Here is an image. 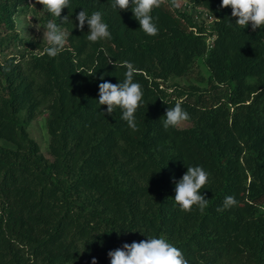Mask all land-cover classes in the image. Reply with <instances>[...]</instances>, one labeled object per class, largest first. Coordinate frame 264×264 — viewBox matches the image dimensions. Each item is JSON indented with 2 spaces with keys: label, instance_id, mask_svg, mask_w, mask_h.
Returning <instances> with one entry per match:
<instances>
[{
  "label": "trees",
  "instance_id": "16d2710c",
  "mask_svg": "<svg viewBox=\"0 0 264 264\" xmlns=\"http://www.w3.org/2000/svg\"><path fill=\"white\" fill-rule=\"evenodd\" d=\"M186 1L194 13L160 0L150 36L131 10L72 0L74 21L80 7L102 10L111 39L90 42L73 22L49 57L17 23L59 18L37 0H0V264H110V250L142 233L170 239L189 264H264V30L232 23L221 0ZM125 61L143 86L135 130L96 101ZM177 100L191 119L165 130ZM43 108L51 158L28 130ZM194 165L211 172L203 212L173 199L172 178ZM228 195L238 203L218 211Z\"/></svg>",
  "mask_w": 264,
  "mask_h": 264
},
{
  "label": "clouds",
  "instance_id": "9594fccd",
  "mask_svg": "<svg viewBox=\"0 0 264 264\" xmlns=\"http://www.w3.org/2000/svg\"><path fill=\"white\" fill-rule=\"evenodd\" d=\"M37 2L43 5V9H46L53 18H59L60 21L57 23L55 19H50L43 28L36 27L42 32L40 40L45 43L42 50L43 54L56 57L65 50L68 33L65 31L64 25L73 22L75 27H79L81 31L87 25L86 39L90 42L95 43L111 39L109 24L105 21L102 10L89 12L86 8L80 7L81 10L76 13L74 21L70 15L72 0H37ZM108 2L113 10L120 12L131 10L140 25L139 29L145 34L155 36L158 33L157 17L153 14V9L160 6V0H108ZM186 4L188 8L183 10L195 9L187 1ZM220 7L232 9L231 18H235L234 22L231 19L232 23L242 26L244 29L250 25L254 31L258 28L264 30V0H221ZM65 8L70 11L68 15L62 17L61 14ZM124 64L127 68L124 79H119V82L115 84L107 80L99 83L98 100L96 101L99 105H107L106 112L109 115L118 108L121 112V118L127 121L130 128L135 130V113L144 104L143 86L134 79L136 69L133 63L125 61ZM101 79L103 78L101 77ZM190 119L188 111L177 100L174 106L167 108L160 120L164 129L168 130L170 128L178 129ZM172 179L175 184L173 199L181 210L190 211L193 206L201 212L206 209L208 199L201 189L211 182L210 171L201 165L187 166V171L182 178L177 180L173 177ZM237 203L238 201L234 196H225L222 207L217 210L228 209ZM121 231L128 230L116 232L120 233ZM142 234L146 239L123 243L122 246L110 250L108 252L110 264H189V260L182 250L170 239L163 235ZM92 264H97L95 257H93Z\"/></svg>",
  "mask_w": 264,
  "mask_h": 264
},
{
  "label": "rangeland",
  "instance_id": "374dc122",
  "mask_svg": "<svg viewBox=\"0 0 264 264\" xmlns=\"http://www.w3.org/2000/svg\"><path fill=\"white\" fill-rule=\"evenodd\" d=\"M178 5L181 7V9L188 8L186 6V0H178ZM194 13L193 9H190ZM195 13H199L198 10H196ZM40 13L33 14L29 13L27 16L20 19L17 23V28L20 32V34L24 37L32 38L36 41H41L40 37L42 36V32L39 31L36 27L39 26L43 28L45 25L44 22L40 18ZM200 19V18H199ZM39 23V25H37ZM44 43L43 41H41ZM202 71L205 75H207L206 67L204 66L203 62H201ZM172 82H179L181 84L188 83V82H195V80L186 79V78H179V77H172ZM47 113L48 111L43 108L42 112L30 122L29 125V133L30 136H32L34 139L38 141V143L41 146L42 152L49 158H51V155L48 152V145H49V134L46 128V120H47ZM188 122H185L182 126H186Z\"/></svg>",
  "mask_w": 264,
  "mask_h": 264
},
{
  "label": "built area",
  "instance_id": "2783aa9c",
  "mask_svg": "<svg viewBox=\"0 0 264 264\" xmlns=\"http://www.w3.org/2000/svg\"><path fill=\"white\" fill-rule=\"evenodd\" d=\"M196 17L198 18V15H196Z\"/></svg>",
  "mask_w": 264,
  "mask_h": 264
}]
</instances>
